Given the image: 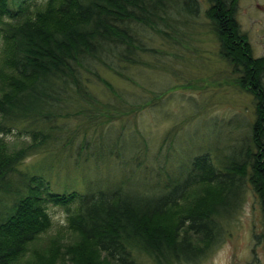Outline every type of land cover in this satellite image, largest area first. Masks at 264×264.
<instances>
[{
  "label": "trees",
  "instance_id": "trees-1",
  "mask_svg": "<svg viewBox=\"0 0 264 264\" xmlns=\"http://www.w3.org/2000/svg\"><path fill=\"white\" fill-rule=\"evenodd\" d=\"M206 1L205 15L222 58L240 75V88H251L259 100L253 143L241 148L238 162L224 171L209 154L199 155L186 178L170 190L141 196L119 186L56 194L22 176L19 167L56 140L55 128L62 132L75 115L92 117L103 110L94 89L100 84L110 89L104 73L134 84L130 71L146 64L158 40L169 44L183 27L195 24L199 0H0V59L9 69L0 95V264H19L46 232L49 203L76 206L68 209V220L82 242L63 253L57 244L27 264H139L138 252L155 264H196L223 241L248 169L264 200V58L254 57L241 30L240 0ZM122 106L136 112L144 104ZM123 107L111 114L126 113ZM104 112L108 117V108ZM27 124L30 143L10 151L3 137ZM195 188L201 193L190 200Z\"/></svg>",
  "mask_w": 264,
  "mask_h": 264
},
{
  "label": "rangeland",
  "instance_id": "rangeland-1",
  "mask_svg": "<svg viewBox=\"0 0 264 264\" xmlns=\"http://www.w3.org/2000/svg\"><path fill=\"white\" fill-rule=\"evenodd\" d=\"M199 2L201 14L195 24L183 27L173 40L168 39L169 44L158 40L146 64L130 71L134 84L104 73L109 88L122 99L106 84L96 86L94 94L103 110L93 111L92 117L75 115L62 132L55 128L52 136L56 140L30 155L19 167L21 175L61 195L118 186L141 196L161 195L186 178L195 157L209 154L224 171L236 161L241 148H251L259 100L251 88H240V75L222 58L219 41L209 26L207 1ZM237 19L254 57L264 58V0H240ZM8 73L2 57L0 95L6 91ZM124 102L144 107L130 112L122 106ZM122 107L126 113L111 114ZM105 108L110 111L108 117L101 115ZM29 127L15 126L3 137L10 151L28 146L25 130ZM251 175L248 169L239 207L225 222L223 241L196 264H264V200L254 189ZM200 193L195 188L190 200ZM73 205H46L50 227L29 246L19 264L36 261L57 244L63 253L82 242L68 220ZM134 255L139 264H155L144 253Z\"/></svg>",
  "mask_w": 264,
  "mask_h": 264
}]
</instances>
